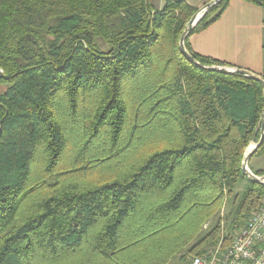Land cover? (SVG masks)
<instances>
[{
    "label": "trees",
    "instance_id": "obj_1",
    "mask_svg": "<svg viewBox=\"0 0 264 264\" xmlns=\"http://www.w3.org/2000/svg\"><path fill=\"white\" fill-rule=\"evenodd\" d=\"M229 2L186 38L204 65L227 66L189 38ZM197 11L186 0H0V264H167L191 242L189 254L208 252L260 207L264 184L242 161L261 136L264 89L184 55Z\"/></svg>",
    "mask_w": 264,
    "mask_h": 264
},
{
    "label": "crops",
    "instance_id": "obj_2",
    "mask_svg": "<svg viewBox=\"0 0 264 264\" xmlns=\"http://www.w3.org/2000/svg\"><path fill=\"white\" fill-rule=\"evenodd\" d=\"M200 8L210 0H186ZM161 9L165 0H151ZM192 50L264 76V9L245 0H230L221 17L189 38Z\"/></svg>",
    "mask_w": 264,
    "mask_h": 264
},
{
    "label": "built area",
    "instance_id": "obj_3",
    "mask_svg": "<svg viewBox=\"0 0 264 264\" xmlns=\"http://www.w3.org/2000/svg\"><path fill=\"white\" fill-rule=\"evenodd\" d=\"M223 232L214 248L187 264H264V198L243 227L230 236Z\"/></svg>",
    "mask_w": 264,
    "mask_h": 264
},
{
    "label": "water",
    "instance_id": "obj_4",
    "mask_svg": "<svg viewBox=\"0 0 264 264\" xmlns=\"http://www.w3.org/2000/svg\"><path fill=\"white\" fill-rule=\"evenodd\" d=\"M220 1L221 0H210L207 3H205V5L200 7L196 13H194V15L188 21V23H187V25H186L185 29L183 30L182 35L180 37V41H179L180 48H181L182 52L184 53V55L189 60H191L192 62H194L195 64H197L203 68H207V69H216L217 68L219 70H225V71H229V72H235V73L243 74L246 77H251V78L258 80L262 84L263 89H264V76L262 74L253 72L249 69H244V68H239V67H234V66H218L217 67V66L204 65L201 62H199L191 54V52L187 48L186 38L188 37L190 32L193 30V28L196 26V24L199 22V20L206 14V12L212 6H214L215 4H217ZM259 124H260V129H261L260 139L258 142L252 141L250 143V145L246 148L244 156H243V161H242V171L249 178L264 184V175L255 174L249 165V161H250L251 157L254 155L257 148L261 145V143L264 139V111L261 115V119H260Z\"/></svg>",
    "mask_w": 264,
    "mask_h": 264
},
{
    "label": "rangeland",
    "instance_id": "obj_5",
    "mask_svg": "<svg viewBox=\"0 0 264 264\" xmlns=\"http://www.w3.org/2000/svg\"><path fill=\"white\" fill-rule=\"evenodd\" d=\"M99 41L102 42V39H99ZM5 89H6V85L0 84V92H3ZM251 159H252L251 165H252L253 169L256 170L258 168L264 167V157H262V156H255L253 158L251 157ZM249 163H250V161H249ZM245 184H246V180H243L242 182H240V184L236 188L235 192L239 193V195L242 194V192L245 189ZM263 198L264 197H262V199ZM262 199H261V202H262ZM227 210H228V204H226V205L223 206V208L220 211V214L222 216H224L226 214ZM214 220H215V217H213L212 219H210L209 220L210 222H208V221H207L208 223L205 222L204 225L202 226V228L201 229L199 228L196 231V236H197L196 239L198 238L199 235H201L203 233V231H205L206 229L209 228V226L211 225V222H213ZM207 224H208V226H207ZM222 225H224V221H223ZM188 228H190V225H187L186 229H188ZM222 233H224V232H222ZM222 233H221V236H222ZM196 239H194V240H196ZM165 243L166 244H170L171 243V242H169V237H167V240H166ZM192 243L193 242H191V244ZM173 244H174V241L172 242L171 245H173ZM191 244H189L188 246L184 247L178 254H176V255L174 254L175 256L173 254H171V256H169V257H172V256L173 257H172L171 260L168 261L167 264H178L180 256L181 255H184V254L188 255L189 256V260H190L194 256V255L188 253Z\"/></svg>",
    "mask_w": 264,
    "mask_h": 264
}]
</instances>
